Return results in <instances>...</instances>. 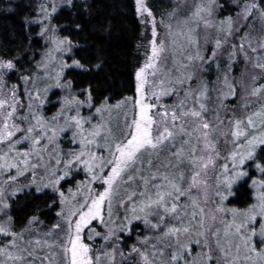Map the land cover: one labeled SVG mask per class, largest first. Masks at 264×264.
<instances>
[{"label":"snow or ice","instance_id":"6c2138e0","mask_svg":"<svg viewBox=\"0 0 264 264\" xmlns=\"http://www.w3.org/2000/svg\"><path fill=\"white\" fill-rule=\"evenodd\" d=\"M228 3L222 16L225 0H133L143 62L115 104L66 78L104 65L99 53L82 63L60 34L83 30L89 0L15 5L34 10L15 47L0 44V264H264V0ZM53 88L64 96L49 119ZM248 181L253 203L229 208ZM49 192L55 222L38 210L17 225V197Z\"/></svg>","mask_w":264,"mask_h":264},{"label":"trees","instance_id":"16d2710c","mask_svg":"<svg viewBox=\"0 0 264 264\" xmlns=\"http://www.w3.org/2000/svg\"><path fill=\"white\" fill-rule=\"evenodd\" d=\"M28 4L30 0H0V44L7 48L15 47V44H9L8 41L15 36L19 40L25 34L24 19L34 9L23 8L16 9L18 3ZM34 2V0H33ZM92 4L93 15L91 20L81 18L79 21L83 25L82 31H74L71 28H65L61 35L69 36L76 44L80 45L73 49L77 59L90 67L97 63L98 53L104 58L103 68L99 71L81 74L77 70H68L66 78L73 82L74 91L78 92L85 87L89 81L94 87V98L97 103L101 102L105 96L113 95L111 101L115 104L124 97L134 95V71L140 63L137 45L140 43L141 26L136 18L133 0H89ZM157 3H167L168 0H154ZM225 9L222 16H227L232 7L225 0ZM8 9H12L8 11ZM67 12L56 18L57 23L65 25L71 22ZM110 25L111 31L104 35L103 30ZM39 31L38 26H33L32 41L33 49L38 61L44 54V42L35 34ZM3 49H0L2 51ZM15 55V53H12ZM239 73V69H237ZM214 78V77H213ZM16 77L13 76L9 83H15ZM23 89H21V95ZM49 102L42 109L44 115L54 113L60 107L58 101L62 100L64 92L61 89L53 88L46 92ZM50 111V112H47ZM85 113L88 109H83ZM84 178V173H80V180ZM248 183H241L236 186L234 195L227 202L228 207L244 210L252 203V190ZM66 187V186H65ZM67 188V187H66ZM51 193L47 196L29 197L26 193H21L10 209L14 219L20 227L27 223V220L38 210L43 212L41 219L46 220L49 224L56 220L55 211L59 208L49 210L47 204ZM132 241H129V244ZM199 251L198 248L193 250V255Z\"/></svg>","mask_w":264,"mask_h":264},{"label":"rangeland","instance_id":"374dc122","mask_svg":"<svg viewBox=\"0 0 264 264\" xmlns=\"http://www.w3.org/2000/svg\"><path fill=\"white\" fill-rule=\"evenodd\" d=\"M136 14V13H135ZM139 21V20H138ZM140 23V22H139ZM140 26H141V34H142V32L144 31V29H143V27H142V25L140 24ZM141 38V37H140ZM139 54V56H140V63H142L143 62V53L142 52H138ZM139 63V64H140ZM136 70V69H135ZM135 72V71H134ZM134 84H135V82H134ZM135 87V86H134ZM134 91H135V89H134ZM58 111H59V108L58 109H56V111L54 112V113H50V114H48L47 115V117L50 119L52 116H54V115H56L57 113H58ZM47 112H50V111H47ZM84 112V111H83ZM112 119H113V127L115 128L116 126H117V124H122L123 123V113L121 112L119 115H117V112H112ZM68 147H71V145H69L68 143H67V138H65V140L61 143V148H63L64 150H67V148ZM80 180V174L77 176V180L76 181H74L73 183H75V182H78ZM66 187H68L67 185H66ZM250 195H252L253 196V193L252 194H250ZM251 200H252V198H251ZM252 203H253V200H252ZM251 203V204H252ZM250 204V205H251ZM249 205V206H250ZM231 208V207H230ZM247 209V208H246ZM245 210V209H244ZM243 211V210H242ZM257 227H259V225H257Z\"/></svg>","mask_w":264,"mask_h":264}]
</instances>
